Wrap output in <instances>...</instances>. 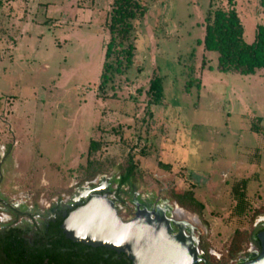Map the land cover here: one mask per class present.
Returning <instances> with one entry per match:
<instances>
[{
	"label": "rangeland",
	"instance_id": "obj_1",
	"mask_svg": "<svg viewBox=\"0 0 264 264\" xmlns=\"http://www.w3.org/2000/svg\"><path fill=\"white\" fill-rule=\"evenodd\" d=\"M137 1L145 11L133 23V66L103 100L113 0H0V194L44 209L97 178L119 177L131 157L136 192L120 218L138 214L131 200L153 202L199 252L207 249L211 264H226L235 232L247 240L264 219V70L221 72L217 55L195 45L207 11L228 10V0ZM234 7L251 44L264 0ZM155 76L164 98L147 109ZM90 141L100 144L94 158L103 175L81 184ZM241 181L246 210L237 218L232 189ZM184 191L203 204L201 216L170 199ZM246 240L240 253L252 244Z\"/></svg>",
	"mask_w": 264,
	"mask_h": 264
},
{
	"label": "trees",
	"instance_id": "obj_2",
	"mask_svg": "<svg viewBox=\"0 0 264 264\" xmlns=\"http://www.w3.org/2000/svg\"><path fill=\"white\" fill-rule=\"evenodd\" d=\"M228 10L216 9L207 11L204 18V37L197 40L195 45L203 46L206 52L217 55L218 69L225 73H236L243 76L254 75L257 71L264 70V25H258L255 29L254 41L246 44L243 40V26L234 7V0H228ZM144 7L137 0H113L106 27L109 40L104 46L103 64L99 76L98 95L105 100L107 90L112 87L114 81L124 76L133 66L135 58V29L134 21L144 15ZM195 59V50L189 54V62ZM192 82L188 84L191 85ZM199 88V84L196 86ZM147 109L150 106L161 105L164 98L163 80L155 76L149 81L146 91ZM256 132V129H253ZM100 149V144L90 141L87 151L84 182H91L96 177L103 175L102 169L94 156ZM6 156L9 155L10 147ZM168 170V166H161ZM136 166L130 157L127 166L123 169L118 180L117 197L120 195L134 194L136 192L135 179ZM128 188V192L123 188ZM246 182L235 184L232 189L235 201L234 215L241 218L246 210L245 200ZM176 205L185 211L201 216L204 206L198 202L192 191H184L181 194H170ZM245 237L240 232H235L230 248V259L235 258L241 250V244ZM253 241L252 235L246 240ZM258 246V242H254ZM91 254L99 258L98 264H105L104 258L114 252L110 250H92L86 248ZM203 259L207 264V249L202 247ZM125 264H130L125 258ZM229 259V260H230Z\"/></svg>",
	"mask_w": 264,
	"mask_h": 264
},
{
	"label": "water",
	"instance_id": "obj_3",
	"mask_svg": "<svg viewBox=\"0 0 264 264\" xmlns=\"http://www.w3.org/2000/svg\"><path fill=\"white\" fill-rule=\"evenodd\" d=\"M107 178L100 177L101 182L88 189L95 197L70 213L60 226L68 241L122 254L130 264H206L197 242L161 208H143L131 220L121 219L103 196L108 193V184L102 182ZM254 235L258 248L251 249L247 259L238 258L231 264H264V225H258Z\"/></svg>",
	"mask_w": 264,
	"mask_h": 264
},
{
	"label": "flooded vegetation",
	"instance_id": "obj_4",
	"mask_svg": "<svg viewBox=\"0 0 264 264\" xmlns=\"http://www.w3.org/2000/svg\"><path fill=\"white\" fill-rule=\"evenodd\" d=\"M112 181L115 183V177ZM93 187L92 184L80 187L69 199L57 200L44 209L37 206L39 204L27 206L0 194V264H98L99 258L86 250L89 247L68 241L60 229L70 213L95 197V194L88 190ZM123 190L128 192L126 187ZM108 193L103 196H107ZM131 195L130 193L120 195L116 203L121 204L124 210L127 209L125 203L129 201ZM131 204L136 213L143 208L152 210L157 207L153 202H143L140 199L131 200ZM133 215L135 216L134 213ZM258 225H264V222ZM175 233L176 230L173 228L172 234ZM252 238V245L258 248L254 243L257 242L254 233ZM98 249L107 250L104 248L92 250ZM238 255L226 264L236 260ZM201 257L203 259V254ZM243 257L247 258L248 255L245 254ZM123 258L126 259L122 254L114 252L104 260L105 264H125ZM203 261L205 262L204 259Z\"/></svg>",
	"mask_w": 264,
	"mask_h": 264
},
{
	"label": "built area",
	"instance_id": "obj_5",
	"mask_svg": "<svg viewBox=\"0 0 264 264\" xmlns=\"http://www.w3.org/2000/svg\"><path fill=\"white\" fill-rule=\"evenodd\" d=\"M113 178H107L105 181H102L103 183H107L108 186H110V192L108 193V195L106 196L107 200L110 201L115 209L117 210V213L120 215V214H123L124 213V208L121 206V204H118L116 203L117 202V189H118V180H119V177H115V183L112 181ZM112 181V183L110 184V182ZM101 182L100 178L96 179L93 183H91L93 186H95L96 184H99ZM124 189V188H123ZM262 222H264V219L263 220H258L256 223L257 225L258 224H261ZM256 247L254 245H250V247L248 248V250L245 252V253H240V255H238L237 259L240 258V259H247L245 257H243L245 254L246 255H249V252L251 251V249H255ZM236 259V260H237ZM236 260L230 262L229 264L235 262Z\"/></svg>",
	"mask_w": 264,
	"mask_h": 264
},
{
	"label": "bare ground",
	"instance_id": "obj_6",
	"mask_svg": "<svg viewBox=\"0 0 264 264\" xmlns=\"http://www.w3.org/2000/svg\"><path fill=\"white\" fill-rule=\"evenodd\" d=\"M161 210L164 211V209H161ZM176 210H177V209H176ZM178 214H180V216L182 217V220L184 219V221H185V218H186V214H185V212H183L182 210L179 209V210H178ZM181 217H180V218H181ZM179 222H180V221H179ZM177 224H178V223H177ZM182 229H184V228L182 227ZM187 236H188V235H187ZM188 237H189V236H188ZM189 238H190V237H189ZM191 239H192V238H191ZM193 241L197 242L196 239H195V240L193 239Z\"/></svg>",
	"mask_w": 264,
	"mask_h": 264
}]
</instances>
